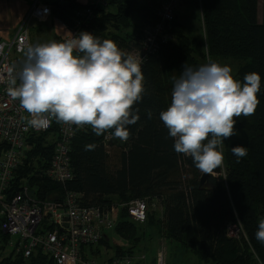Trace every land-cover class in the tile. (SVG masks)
<instances>
[{"label":"trees","instance_id":"trees-1","mask_svg":"<svg viewBox=\"0 0 264 264\" xmlns=\"http://www.w3.org/2000/svg\"><path fill=\"white\" fill-rule=\"evenodd\" d=\"M163 1L110 0L107 8L93 12L94 18L84 32L114 41L123 52L134 48L137 51L142 44L143 30L158 21V8ZM199 3L200 33L192 38L184 34L181 23L176 21V13L170 29L172 39L141 65L145 92L133 106L134 114L140 119L127 126L129 139L107 151L101 136L79 130L69 152L72 180L60 184L44 177H30L29 185L36 186L34 195L39 201H61L67 193L78 194L83 205L109 206L115 196L119 199L114 200L119 202L145 197L151 202L157 199L162 206L163 237L180 244L200 261L264 264V244L255 237L259 221L264 219V7L259 19V0H200ZM111 6L115 7L114 13L105 12ZM58 7L57 17L71 27L74 11L82 5L70 0ZM132 10L137 12L134 13L138 16L136 25L130 19ZM131 25L133 29L128 36L107 33L109 28ZM209 58L215 62H234L233 77L241 83L246 74L258 73L261 86L255 113L235 118L237 134L224 141V162L213 172L218 179L213 181L210 177L212 189L203 190L199 186L202 172L190 156L175 152L174 138L169 136L159 114L170 106L174 81L184 65L199 67L208 63ZM109 131L114 133V129ZM88 144H95V150L86 151ZM237 145L245 146L248 152L239 163L231 151ZM113 149H117V155L112 162ZM33 150L34 154L49 160L52 145L45 136L36 137ZM28 169L21 168V176ZM146 201L143 223L130 220L126 210H120L123 218L116 224L119 234L134 232V224L160 222L153 219L151 214L155 210L148 209L151 202ZM125 219L133 225L126 228L129 222ZM237 224L242 234L229 236L228 227ZM9 239L0 228V242L7 245ZM13 252L10 250L8 254L13 259L10 264H55L39 248L28 258Z\"/></svg>","mask_w":264,"mask_h":264},{"label":"clouds","instance_id":"clouds-1","mask_svg":"<svg viewBox=\"0 0 264 264\" xmlns=\"http://www.w3.org/2000/svg\"><path fill=\"white\" fill-rule=\"evenodd\" d=\"M13 71L8 94L19 100L36 129L46 128L54 118L79 129L90 126L96 136L114 129L115 138L127 141V126L140 119L133 106L145 92L141 62L112 40L81 32L64 42L29 46L19 72ZM260 86L258 73L246 74L241 83L230 66L211 58L199 67L184 65L170 106L159 114L174 138L175 152L190 156L200 172L212 175L224 162V141L237 134L235 118L255 113ZM95 148L85 146L86 151ZM231 151L237 163L248 154L243 145ZM255 237L264 244V219Z\"/></svg>","mask_w":264,"mask_h":264},{"label":"built area","instance_id":"built-area-1","mask_svg":"<svg viewBox=\"0 0 264 264\" xmlns=\"http://www.w3.org/2000/svg\"><path fill=\"white\" fill-rule=\"evenodd\" d=\"M75 1L82 8L74 11L71 27L57 42L67 41L84 32L94 18L93 12L110 4V0ZM187 1L164 0L160 4L158 21L143 30L142 44L131 54L140 60L141 65L172 39L171 24L179 5ZM50 13V6L34 4L30 16L46 22ZM28 39V29L23 24L11 41L0 42V228L9 235L7 245L15 255L22 253L24 258H28L39 248L55 264H94L85 259V247L98 243L107 231L114 229L112 216L120 211L117 209L126 210L130 220L143 223L147 201L137 198L101 206L81 204L76 193H67L61 201H39L35 198L36 186L29 185L30 177H44L60 184L72 180L69 153L72 139L79 130L93 131L90 126L79 129L75 125L57 123L54 118L42 129L29 124L31 116L21 107L19 100L8 94L9 70H14L13 75L19 72ZM40 136H45L47 143L52 145L49 160L34 154L36 137ZM101 143L109 151L124 141L107 131L101 135ZM21 168H29L25 176L19 173ZM160 250L156 264H165L163 249ZM128 262L129 258H122L114 259L110 264Z\"/></svg>","mask_w":264,"mask_h":264},{"label":"rangeland","instance_id":"rangeland-1","mask_svg":"<svg viewBox=\"0 0 264 264\" xmlns=\"http://www.w3.org/2000/svg\"><path fill=\"white\" fill-rule=\"evenodd\" d=\"M196 3H193V1H188L179 5L177 9L176 21L181 23L183 33L190 38L198 35L200 33V30H202L200 28V24H198L201 19L200 3ZM262 7H264V0H259V19L262 18ZM114 11L115 7L112 6L105 10V12L111 13H114ZM134 13L137 12L132 10L130 13V19L132 24L136 25L138 16ZM27 24L29 32L28 47L34 46L36 44L48 43L53 40L55 28L52 27L50 21L39 22L36 19H28ZM132 26L133 25H131L130 27L121 26L116 29L109 28L107 33L110 35L114 33L117 35L120 34L121 36L125 37L132 32ZM27 48L22 53L24 57ZM135 50V48L127 50L125 51V53L131 55ZM218 63H220L221 65L230 66L232 69V75L234 76L236 68L234 62L220 60ZM116 155L117 149L111 150L110 159L112 162L114 161ZM211 177L213 178V181L218 179V175L214 173L211 175ZM111 199L113 201L110 202V205L123 203L119 202L118 200H114L119 199L118 196L112 197ZM145 199L148 201L150 200L147 197H145ZM150 202L151 201H149V203ZM151 203L148 209L155 210L154 212H152L153 214L150 213L153 219H157V221L162 220V206L160 205V201L155 199L152 200ZM120 212H115L112 216L113 221L115 222V230H110L107 237L105 239H102L101 242L93 244L92 246L85 247V259H88L94 264H108V261L112 257L116 256L115 258L119 260H121L122 258H129V262L127 264H156L158 254L161 251L160 249L162 248L164 252L165 264H214L212 262L200 261L196 255L184 249L180 244L167 240L165 237H163V221H160L157 224L151 223L149 221L142 225L134 224V232L131 231L129 233L119 234L116 230L118 226L116 224L120 220L119 218H123V216L121 217L122 211ZM126 222L131 223H128V225L125 226L126 228L133 225V223L128 220H126ZM231 226H229L227 229L229 236L238 237L242 234V229L238 224L235 225V228H231ZM230 232H232V235ZM10 250H12L10 246L4 244L3 242H0V264H10V261H13L12 258L8 257Z\"/></svg>","mask_w":264,"mask_h":264},{"label":"crops","instance_id":"crops-1","mask_svg":"<svg viewBox=\"0 0 264 264\" xmlns=\"http://www.w3.org/2000/svg\"><path fill=\"white\" fill-rule=\"evenodd\" d=\"M71 1L77 3L75 0ZM66 3H70V0H0V42L11 41L18 28L23 24L28 29V19L34 20L30 16L34 4L50 6L51 13L46 22L50 21L52 27L55 28L52 41L58 40V37L67 34L70 27L59 20L55 10L59 8L58 6H64ZM108 233L109 231L104 234V239Z\"/></svg>","mask_w":264,"mask_h":264},{"label":"water","instance_id":"water-1","mask_svg":"<svg viewBox=\"0 0 264 264\" xmlns=\"http://www.w3.org/2000/svg\"><path fill=\"white\" fill-rule=\"evenodd\" d=\"M211 175L209 174H201L199 178V186L203 190H211L213 187V184L210 180ZM231 228H235V226H232Z\"/></svg>","mask_w":264,"mask_h":264}]
</instances>
